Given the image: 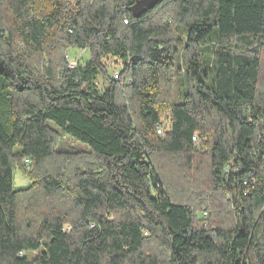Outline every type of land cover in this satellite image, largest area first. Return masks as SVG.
I'll return each instance as SVG.
<instances>
[{"label": "trees", "instance_id": "1", "mask_svg": "<svg viewBox=\"0 0 264 264\" xmlns=\"http://www.w3.org/2000/svg\"><path fill=\"white\" fill-rule=\"evenodd\" d=\"M138 1L0 0V264H264V0Z\"/></svg>", "mask_w": 264, "mask_h": 264}, {"label": "rangeland", "instance_id": "2", "mask_svg": "<svg viewBox=\"0 0 264 264\" xmlns=\"http://www.w3.org/2000/svg\"><path fill=\"white\" fill-rule=\"evenodd\" d=\"M208 47L206 48H203L200 55H201V66H202V69H205L208 67L210 61H211V55L210 53L208 52ZM177 50H178V53L176 55V60H177V63H176V68H179L177 73H176V77L173 81V84H172V87L170 88V93H171V101L172 102H176V103H179L180 102V98H181V95L185 93L186 91V79H185V76H184V58H183V55H182V50H183V46L181 45H177ZM68 59L71 61V62H75L77 63V66L78 65H84L85 62L88 60V52L87 51H79L77 49H70L68 52ZM104 64L108 67V76L109 78H114L115 79V75L120 73L121 72V64H119L118 62H116L114 59H106ZM120 80V76L118 77V79H115L114 81L115 82H119ZM204 80V79H203ZM162 134L159 135V136H162L163 135V129L165 128H168V120L166 119V117H162ZM197 137V136H196ZM198 140V138H197ZM62 143V144H61ZM195 147L197 148L196 150L199 151L200 154L202 155H198L201 160L204 161V155H203V149H201L199 147V142L198 144L195 145ZM59 150H63V151H75V150H85V147L78 144V143H74L72 142L71 140L67 139V138H61L60 139V144H59ZM203 170L205 171V168L204 166H202ZM27 169V168H26ZM25 169V170H26ZM30 170V169H29ZM28 170V171H29ZM27 171V170H26ZM13 175H14V179H13V184H14V187L16 189H24L26 187L29 186V181L28 179L26 178V176L18 169V167H15L14 171H13ZM203 177H202V180L201 182H199L198 186L201 187L202 189L205 187V184H204V181H203ZM111 218H109L110 220ZM65 229H68V227H65ZM68 232H69V229H68ZM35 255L37 254H34V255H30V259L34 258Z\"/></svg>", "mask_w": 264, "mask_h": 264}, {"label": "built area", "instance_id": "3", "mask_svg": "<svg viewBox=\"0 0 264 264\" xmlns=\"http://www.w3.org/2000/svg\"><path fill=\"white\" fill-rule=\"evenodd\" d=\"M123 22H124V24H126V23H127V20H124ZM76 65H77V63H75V62H71L70 60H68V66H69L70 69H73L74 67H76ZM119 75H120L119 73L116 74V75L114 76L115 79H118ZM113 79H114V78H113ZM115 79H114V80H115ZM156 130H157V134H158V135H161V134H162V128H161L160 126H156ZM192 141H193L194 145L198 144V140H197V137H196V136H193ZM23 165L25 166V169L27 168V169H26L27 171L30 169V166H29V160H28L27 158H25V159L23 160ZM204 217H206L205 214H204ZM65 233H68V229H65Z\"/></svg>", "mask_w": 264, "mask_h": 264}, {"label": "water", "instance_id": "4", "mask_svg": "<svg viewBox=\"0 0 264 264\" xmlns=\"http://www.w3.org/2000/svg\"><path fill=\"white\" fill-rule=\"evenodd\" d=\"M157 2L158 0H141L135 3L134 9L139 10L143 8V12H145L154 7Z\"/></svg>", "mask_w": 264, "mask_h": 264}]
</instances>
